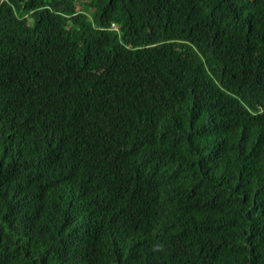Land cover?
Here are the masks:
<instances>
[{
	"label": "trees",
	"instance_id": "trees-1",
	"mask_svg": "<svg viewBox=\"0 0 264 264\" xmlns=\"http://www.w3.org/2000/svg\"><path fill=\"white\" fill-rule=\"evenodd\" d=\"M0 264H264V0H0Z\"/></svg>",
	"mask_w": 264,
	"mask_h": 264
},
{
	"label": "clouds",
	"instance_id": "clouds-1",
	"mask_svg": "<svg viewBox=\"0 0 264 264\" xmlns=\"http://www.w3.org/2000/svg\"><path fill=\"white\" fill-rule=\"evenodd\" d=\"M110 28H111V29H114V30H118L119 27H117V25H116L114 22H112V23L110 24Z\"/></svg>",
	"mask_w": 264,
	"mask_h": 264
}]
</instances>
